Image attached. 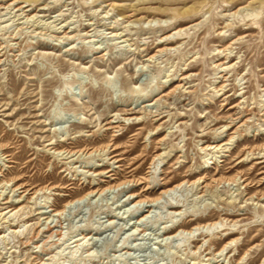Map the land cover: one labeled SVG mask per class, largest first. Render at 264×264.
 I'll list each match as a JSON object with an SVG mask.
<instances>
[{
    "label": "rangeland",
    "instance_id": "1",
    "mask_svg": "<svg viewBox=\"0 0 264 264\" xmlns=\"http://www.w3.org/2000/svg\"><path fill=\"white\" fill-rule=\"evenodd\" d=\"M32 1L31 11H16ZM12 2L15 9L6 14ZM25 13L36 15L26 21ZM0 14H6L0 17V41L14 47L4 48L0 57V164L5 165L0 186L9 181L0 192L7 194L13 181L28 191L7 195L17 200L20 194L24 201L18 213L6 215L8 222H0L6 230L0 264H264V163H257L264 160V0H0ZM179 29L181 35L172 36ZM114 30L120 38L110 37ZM88 33L92 36L85 38ZM166 35L172 41L157 53ZM228 60L222 79L219 71L227 65H219ZM184 72L187 78L177 81ZM220 80L225 87L219 91ZM179 84L184 88L174 90ZM240 115L251 127L248 135L242 140L234 135L230 151L204 150L231 139V134L218 139L217 133L229 116ZM112 119L123 122L115 128ZM81 149L106 150L71 162L56 154ZM109 152L120 162L108 161ZM161 152L166 157L156 160L159 185L154 186L150 167ZM91 162L112 169L100 188L141 183L67 209L60 217L64 239L41 252L47 245L31 240V229L50 209L90 190L92 177L83 172ZM198 178L207 187L192 185ZM181 182L185 185L169 201L197 211L171 233L209 221L224 224L225 233L209 243L193 242L196 236L166 239L163 205L138 222V229L146 228L143 234L126 231L142 213L125 201L128 193L153 198ZM47 187L45 196L32 198ZM36 211L47 214L39 220ZM108 211L117 214L114 224L107 222ZM159 215L163 218L153 223ZM21 220L27 222L18 224L21 232L14 236L7 227ZM87 227L101 231L94 234ZM82 231L91 238L76 248L72 240ZM232 238L235 243L219 258ZM49 250L59 254L47 260ZM212 255L215 259L207 260Z\"/></svg>",
    "mask_w": 264,
    "mask_h": 264
},
{
    "label": "bare ground",
    "instance_id": "2",
    "mask_svg": "<svg viewBox=\"0 0 264 264\" xmlns=\"http://www.w3.org/2000/svg\"><path fill=\"white\" fill-rule=\"evenodd\" d=\"M25 2H30V1H25ZM34 2L32 1L31 2V5H21V6H16V11H19L21 12V15L25 12V11H31L33 8L30 7V6H33ZM45 6H47V4H45L43 7H41L40 9H45ZM6 9H9L8 12H6V14H10L11 13V10L15 9V6H13V2L12 3H9L6 7ZM25 9V10H24ZM6 14H0V17L6 15ZM30 14L29 13H25L21 18H24L26 19V21H30L28 19H34L35 15H32V16H29ZM16 15H14L15 17ZM127 18V17H126ZM9 19V18H8ZM32 21H35V20H32ZM232 26V23H227L225 25V27H231ZM181 32V29H179L178 31L174 32L172 34L173 35H181L180 34ZM63 33H64V30H63ZM66 33V32H65ZM111 36L110 37H119V34L118 32H116L115 30L114 31H111L110 32ZM171 34V33H169ZM92 35L91 34H86V37L85 38H89L91 37ZM171 35H166L165 37L161 38L160 39V43L159 45L156 46V52L157 53H162L164 51L167 50V46H169V44L171 43L172 37ZM68 37V36H67ZM95 37V35H94ZM11 39V38H10ZM17 38H15V35H14V38L11 40H16ZM68 39V38H66ZM88 41H91V40H88ZM126 41V40H125ZM60 42V41H59ZM6 45L4 46L3 45V42L0 41V57H2L4 55V53H1L3 51L4 48H9V50H13L14 47H12V44H9L8 41H5ZM16 44V43H15ZM179 44V43H178ZM173 46V45H172ZM223 48V47H222ZM229 50V49H228ZM232 50V49H231ZM223 52V51H222ZM230 52V51H229ZM228 52V53H229ZM228 55V54H227ZM154 57V54L153 55H150L146 60L147 61H151V59ZM224 65H227L226 67H223L220 69L219 71V76L220 78H224V76L226 75V73H223L225 72V70L227 68H229L231 66L230 64V60H228L227 62H224L222 64L219 65V67H222ZM189 74V73H188ZM186 72L184 73H181L179 75V77L177 78V81L179 80L180 82L183 80V79H186L187 78V75ZM223 81H226V80H223ZM224 82H222V80L219 81V91L220 90H223L224 89ZM184 88V85L181 86V84L175 86L174 90L176 89H182ZM227 91H224L222 93V96L226 94ZM242 93V96L244 95V91L241 92ZM244 97V96H243ZM234 106H230L228 109H232ZM243 112V111H242ZM246 115V114H245ZM244 116V115H243ZM243 116H238V117H235V118H232L231 116H229L228 118L230 119V121L224 125H222V127L220 128L221 131H217V137L218 139L219 138H222L224 136H227L228 134H231V139H229L228 141H225V140H222V141H217V143H212V144H209L205 147L204 150H214L213 152H226V151H230V149L228 148V146H230L232 144V139L237 136L239 138V140H242L243 137H245L246 135H248L247 133L249 132L250 128L248 125H247V121H242V117ZM245 117V116H244ZM116 118V117H115ZM139 118V117H138ZM121 119V118H120ZM128 119V118H127ZM125 121V120H124ZM119 122H123V119L122 121L121 120H116V121H113L112 119V122L113 123V127L115 128H119ZM239 124V125H238ZM242 127H245L243 130L241 129ZM109 129H112V127H108ZM156 131H152L151 133H155ZM225 133V134H224ZM235 135V136H234ZM48 145H53V142H50ZM106 147V146H105ZM53 148V147H52ZM264 148V147H263ZM115 149V148H113ZM106 149H81V150H76V151H68V150H59L56 152L57 155H60L62 157V159H65V160H70L73 161V160H76L78 159L80 156H87L88 158L94 156L97 152H104ZM53 151V150H52ZM56 150H54L55 152ZM112 152H109L107 155H108V161L110 160H113L114 163H118L120 162V158H116L113 154H111ZM106 156V154H104ZM2 156V154H0V157ZM166 157V155H164V152H161V153H158L155 158H154V161H153V165L152 167H150V176L149 178L152 179V183L154 184V186H158V177H157V164H156V167H155V163H156V160H163V158ZM1 159V158H0ZM106 159V158H105ZM105 161V160H104ZM107 161V159H106ZM107 161V162H108ZM69 162V163H70ZM257 163H264V160H261ZM68 164V163H67ZM72 165V163H70ZM69 164V166H70ZM83 164V163H82ZM92 165H88L87 167H84V168H89V170H86L83 172V174H85V176L87 177H92V183H91V186H90V190L82 197L80 198H77V199H74V200H71V201H68L64 204L63 208L59 209V210H52L50 209L49 210V213H48V216L46 217H43L45 216V214H47L46 212H43V211H36V214L39 215V220L41 217H43V219H45V221L36 226V227H33L31 229L32 233H33V236L30 238L31 240L33 239H38L40 238V242L42 244V247L46 246V248H43V250H41V252H45L47 249H50L51 246L53 244H56L58 243L57 241H59L60 239H64L63 237V234H62V231H61V221H60V217L65 213V211L67 209H71V208H74L76 206H78L81 202H83L84 200L86 199H94L96 197H99V196H103V194L105 192H108V191H114V190H117V191H122L124 190L125 188L127 189H130L133 185H138L139 183H141V181H133V180H129V181H125V182H121L117 185H110V186H107V187H104V188H100L101 187V183L103 181H105L102 176L105 175V177H110L112 174H111V171L112 169H107L106 171H104L103 169H99L98 167L104 165V164H101V163H98V164H94L91 162ZM4 164H0V166H2ZM109 165V164H108ZM5 166V165H4ZM113 166V165H112ZM8 167V166H6ZM5 168V167H4ZM110 168V166H109ZM1 170V169H0ZM90 170H93V171H90ZM162 170H160L159 173H161ZM1 175V173H0ZM160 175V174H159ZM160 179V177H159ZM233 182H235V180L231 179ZM3 181V180H2ZM91 181V179H90ZM199 181H200V184H199ZM205 182V180L201 179V178H198L197 181H194L192 183V185H195L197 183V186L201 185V190L203 188H205V186L207 187V185H203L202 184ZM9 183V181H6V182H3L2 186H0V188L2 190H4V187L7 186ZM185 183H188V181H186ZM184 182H181V183H178L172 187H167L165 189H162L159 194L153 198H144V199H139V196L138 194H135V193H128L126 196V200L125 201H129L132 205L135 207V211H137L136 213H141L140 216H138V221H135L131 226H129L126 231H131L130 233H132L131 235H134V232L135 231H138V235L140 234H143L145 231H146V228H142V229H138L139 226H142V225H139L138 222H142L144 221L145 218H148L149 217V212H152V209L153 208H160L161 206L160 205H163V208H165V213H166V221L163 222L162 221V224H163V231H162V237H165L166 239L167 238H173V237H180L181 240H187V239H193V237L196 236V238L193 239V242L197 243L199 242L200 240L203 241H206V243H209L211 241V238L212 237H215L217 234L223 232L225 233L226 231V228H224V224L222 223H219L217 221H209V222H205V223H199L195 226H193V228L189 229V230H185V229H179L178 233H171V230L173 228H175L176 226L179 225V223H182L183 219L187 218V217H191L193 215H196V211L195 208L192 210L187 204H184L181 203L179 201L173 203L172 201H169V196L171 197V194L176 191L178 188H180L182 185H185ZM221 183V182H220ZM149 185V183H148ZM215 186V185H214ZM22 188H24V186H20V185H17L16 186V183L15 181H13L10 185V191H18L17 189H20L22 190ZM153 190V189H152ZM47 191H49L48 187L47 188H43V189H39L37 190L36 192H34V196L32 198H37V196L39 194H42V196L46 195ZM199 191V190H198ZM8 192V193H9ZM7 194H5L4 191H1L0 192V196L1 195H6L4 198H2V202L1 204L3 205H6L4 208H2L0 210V222L2 220V222H8V219L6 220L5 218L7 217L6 215L7 214H10V216L18 213V211L20 209H17L18 206L21 202H23L24 200L20 198V194H18L17 196L19 197L17 200H12L10 197H7ZM20 193L24 194V195H27L28 194V191L26 190H22L20 191ZM201 193V191L199 192ZM263 193V192H262ZM14 194V193H13ZM125 198V197H124ZM172 198V197H171ZM262 198V197H261ZM173 199V198H172ZM96 200V199H95ZM49 208L51 207L50 205L48 206ZM155 210V209H154ZM69 211V210H68ZM144 212V213H143ZM102 213H106V212H102ZM135 213V214H136ZM41 216V217H40ZM105 217H107V222H109V224H114V221H115V218H117V214L115 212H111V211H108V213H106ZM150 217H151V214H150ZM157 217V216H156ZM12 218V217H11ZM15 218V216L13 217ZM30 218V217H29ZM57 218L56 222L53 224V222L55 221L54 219ZM163 217L162 216H158L157 218H155V220L153 221V223L155 222H158L162 219ZM49 219H51L49 221ZM12 220V219H11ZM14 221V220H13ZM12 222V221H11ZM23 222V225L27 222V220H21L20 222H17V223H10L7 227V229L10 230V232H12V234L14 236H17L21 231L20 230H17V226L19 223ZM169 222H171L170 225H166L168 224ZM38 223V222H37ZM148 223V222H147ZM102 226V225H101ZM126 226L124 227H121V229H125ZM141 228V227H140ZM3 229V227H0V239L5 242L6 240V230L4 231H1ZM84 230H90V231H94V234L100 232V228H84ZM229 233H226L225 234V237L228 236ZM57 238V240H55L54 238ZM230 237V236H229ZM89 239L90 240V233H84L83 231L79 234V236L75 237L73 240H72V243L74 244V247L76 248H79V246H87L88 243L85 244V240L86 239ZM87 239V241H88ZM225 239V238H224ZM84 240V241H83ZM127 241V240H126ZM125 241V242H126ZM236 239L235 238H232L230 241L227 242V244L224 245L223 249L220 251V254L218 255L219 258L220 256L223 255V251L226 250L227 248L231 247V244L232 243H235ZM64 242H66V240H64ZM63 242V243H64ZM8 244V243H7ZM208 245V244H207ZM235 245V244H234ZM203 247V245L201 246ZM201 247H199L198 249H201ZM59 248V247H58ZM52 249V248H51ZM92 249V248H91ZM58 250V249H57ZM91 251V250H90ZM89 251V252H90ZM205 251V248L203 249L202 252ZM229 251H226L224 253V257H223V260L226 259L227 257V254H229ZM88 253V251H87ZM195 253L196 252H193V255L195 256ZM213 252H207L206 255H211ZM48 258L47 260H52L55 258L56 255L59 254V251L58 252H55L53 253L52 250H49V252L46 253ZM199 255H200V252H199ZM213 257L212 258H207V260H211V259H215V255H212ZM232 257H235L234 254ZM198 257H192V259L196 260ZM217 259V258H216ZM35 260V259H34ZM46 260V259H45ZM222 260V259H221ZM222 260V261H223ZM231 260V258H230ZM40 261V260H39ZM217 261V260H214V262ZM219 261V260H218ZM42 262V261H41ZM48 264L47 262H43L41 264ZM195 262L193 261V264ZM223 263V262H222ZM201 264H204V263H201Z\"/></svg>",
    "mask_w": 264,
    "mask_h": 264
}]
</instances>
